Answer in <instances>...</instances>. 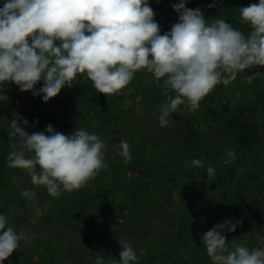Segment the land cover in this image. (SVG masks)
Masks as SVG:
<instances>
[{"label": "clouds", "instance_id": "9594fccd", "mask_svg": "<svg viewBox=\"0 0 264 264\" xmlns=\"http://www.w3.org/2000/svg\"><path fill=\"white\" fill-rule=\"evenodd\" d=\"M187 2L172 5L178 22L161 35L149 0H4L0 100L7 99L4 89L15 84L22 92L42 94L47 103L81 75L107 97L125 89L131 95L135 73L146 70L162 81L161 95L166 99L158 106V121L160 127H168L180 106L194 113L217 85L227 86L251 67H264V0L238 9L247 34L225 19L206 20L201 9L188 8ZM7 135L12 148L8 167L26 171L31 183L45 187L53 198L62 191L81 189L109 167L104 162L107 143L84 128L66 135L49 124L44 131L29 134L19 120L12 119ZM130 148L127 141L120 142L117 154L125 162L131 160ZM227 155L235 159L231 150ZM191 165L202 166L198 159ZM206 172L209 184L217 179L213 166ZM20 195L29 201L35 198L28 189ZM36 215H41L38 208ZM241 223L225 220L202 234L212 264H264V248L249 249L233 240L226 243L223 233L234 232ZM22 239L27 237L0 214V264L20 248ZM119 243V259L111 264H136V251L126 242ZM94 264H104V257L97 255Z\"/></svg>", "mask_w": 264, "mask_h": 264}, {"label": "trees", "instance_id": "16d2710c", "mask_svg": "<svg viewBox=\"0 0 264 264\" xmlns=\"http://www.w3.org/2000/svg\"><path fill=\"white\" fill-rule=\"evenodd\" d=\"M164 3V0H159V3L157 0H149L150 6L156 13L154 19L160 25L161 35L170 31L175 22L169 16L171 10L168 11ZM257 72L260 73L259 76L255 75ZM239 77L250 80V85L248 84L246 87L247 90L243 91L246 96L244 100L237 104H234L230 99L227 100L222 105V111L217 113L216 117H210L209 112L206 113V117H203L204 123L200 121L198 111L189 112L187 107L182 105L178 113L171 114L172 121L168 127L164 128L160 127L158 121V106L166 99L161 95L162 83H155L153 81L155 79L146 70L135 73L134 79L129 85L135 89L131 95L125 89L120 94L107 97L93 88L92 82L87 79L86 75H81L78 76L76 84L71 88L65 86L56 97L48 101L46 107L42 94L33 96L31 91L22 92L16 87L21 96L31 100V104L22 103L24 104L22 105L23 114L36 116L40 122L41 131H44L51 124L55 131L71 135L74 130L83 128L84 124L88 122L84 121L90 118L88 125L93 127L96 122L98 127L95 129L99 130L97 134L107 143L105 159L108 158L112 161L114 159L108 169L111 175L106 173L105 180H102L103 183L96 179L92 181L95 184L102 183V186L98 187V190L96 189L97 192L92 193V188L88 183L79 190L62 191L58 197L54 198L56 202L60 201L61 204L64 202L63 206L60 207L63 209V213L60 211L58 214V219L64 223L68 222L67 215L71 214L70 211L75 213L74 208H78L74 215H77L79 219L71 224L72 227H67L64 230L52 224L53 211L45 212V203L50 196L47 190L44 192L39 187L37 189L35 199L39 205L36 207L40 210L41 215L33 221L30 210L32 200L22 198L20 193L26 189L33 191L36 186L31 183L26 171H24L25 174L23 171L17 172V179H11L10 174L5 176L1 174V170L0 214L9 217L10 226L14 227L18 233L23 232V235L27 237V240L22 239L20 241V247L28 246L30 243L32 226L36 230L34 231L35 236L49 235L46 243L36 242V244L33 242L34 245H39V255L43 259L42 264H94L97 255L104 257L109 255L112 260L119 259V254L122 251L120 247L122 246L119 243L121 241L116 243V240L120 235L121 237L130 235L129 244L138 255L136 264H179V261L172 263L174 255L188 254V251L182 250L184 246L180 241L181 236L176 238L177 246L167 242L169 245L165 247L156 245L157 249H150L147 246L149 240L148 242L145 241V237L156 241L151 236L153 218L161 211L165 212L163 214H169L171 206H176L179 210H183L181 209L182 206L185 209L190 207L193 210L192 214L195 217L187 222L183 220L182 229H180L183 234L182 237L186 231L188 232V239H186L189 244L191 243L190 246L196 244L197 240H201L202 234L211 230L214 225L222 223L224 219L231 220L233 223L237 220L242 222L237 226V234L232 235L231 232L227 231L223 234L227 237L226 243L233 240L236 245H246L249 235H257L256 231L249 230L250 225L252 223L264 225V180L258 182L262 185L260 189H254L252 186L260 172L258 167L261 165L259 163L264 164V67H251L241 72ZM254 83L262 86L255 87ZM39 84L36 85L37 91L43 86V82L41 81ZM213 90L215 95V88ZM3 93L7 97L8 104L14 106L10 105V108L6 100H0V119L4 114L17 113L15 103L10 102L6 89ZM170 94L174 95L173 93ZM137 96L141 97L139 101L136 99ZM70 103L73 104V107H69ZM204 103L205 100L203 99L200 106ZM209 105L207 104L203 112L210 110ZM201 124L202 127H200ZM0 130L1 135L4 134V138L9 140L7 135L9 129L3 125L0 126ZM182 136H187L191 148L188 150L183 147L175 150L171 148L175 139ZM122 140L127 141L131 146L130 162H125L124 157L117 154ZM17 146H19L17 147L19 150V142H17ZM229 150L234 153L235 161L227 155ZM203 156H205L204 160L202 159ZM0 159L2 160V158ZM193 159L200 160L202 166H192L191 161ZM231 161L234 162V165L229 166V169L226 170L225 164ZM4 164L7 168V164ZM209 165L215 168L218 176L216 182L210 184L206 172ZM115 166L118 169H115ZM156 166L157 168L160 167V174H162V169L167 168L178 173L177 176H182L179 177L180 180L173 177L172 180H168L169 184L175 183L181 189V193L177 190L180 199L175 205L172 204L170 201L171 190H168L163 192L161 198L159 196L145 202L142 213L139 215V201L147 200V198L144 199L145 192L140 191L138 187L141 178L136 176L134 177L135 181L129 180L127 183H122L121 179L118 178L120 168L123 167L124 170L132 172L137 171L138 174L145 177L150 174L149 168ZM12 170L17 171V169ZM108 179V184L112 185V188L116 186L114 184L117 181L120 186L126 187L130 191L127 192V195H130L128 199L123 200L122 194L116 195L109 187L110 193L107 189L105 190L103 187ZM242 181L244 189H248L246 185L249 184L250 189L253 190L249 197L237 193ZM149 183L148 180L145 184L149 185ZM224 184L226 186L234 185L231 186L234 189H229L233 192V199L229 202L225 200V196L223 205L209 203L208 196L225 191ZM158 188L156 186V189ZM184 189L191 191V199L188 198ZM87 196L91 197L90 205L85 201ZM159 200H162V205L156 210ZM133 202L134 205H132ZM124 210L131 211L132 216L131 218L127 216L124 222H119V218L123 217ZM224 210L227 214L224 213L225 216L223 217L219 213ZM89 211L90 215H88ZM131 222L136 223L134 227L129 226ZM186 223H188V228H185ZM258 233L264 236V229ZM61 235L67 240H62L66 245L61 248L66 249L68 253L62 254L63 251L60 250L58 243L53 241V237L58 241L57 239ZM141 244H144L146 250L144 247H140ZM27 246L25 250L18 248L2 264H37L32 258L31 251L34 249ZM41 247H43L42 250ZM200 264L208 263L200 261Z\"/></svg>", "mask_w": 264, "mask_h": 264}, {"label": "rangeland", "instance_id": "374dc122", "mask_svg": "<svg viewBox=\"0 0 264 264\" xmlns=\"http://www.w3.org/2000/svg\"><path fill=\"white\" fill-rule=\"evenodd\" d=\"M167 3H169V2H167ZM167 3L166 2L164 3L165 7H167L168 11H170V10L173 11L174 9L171 8V6L169 7L168 6L169 4H167ZM199 9H201V11L204 13L205 19H207L209 17L211 19H219V18L225 17V15H226L225 12H224V11H226V9L223 10V8H221L218 11V13H216L215 9L214 8L213 9L208 8L207 4H205L204 7L202 5ZM208 10H210V11H208ZM169 16L172 18L171 12H169ZM174 17L176 19H174ZM174 17H173V20L175 21L174 23L178 22V19H179L178 15H175ZM153 81H155V83H162V81H156V80H153ZM241 85H245V86H241ZM247 86L248 85L245 84L244 79H241L239 77V75L237 76V78L233 82H231L227 86H225L223 83L217 85L215 87V90H216L215 95H214V90L211 91L204 98V100H205L204 105L202 104L203 106L201 105L199 107V109L197 110L199 112L198 115L200 117V121L202 123H204L205 120H203V117H206V113H208V112L210 114V117H213V118L216 117L217 113H220L222 111V105H224L227 102V100H229V99L231 101H233L234 104H237V103L241 102L242 100H244L246 98V96H245L243 91L247 90L246 89ZM16 97H17L18 102L16 103L15 108H16L17 113H20V115L22 116V114H23L22 105H24L22 103H25L26 105L29 104V103L31 104V100L29 98L25 99V97L21 96L19 93L16 94ZM206 101H208V102H206ZM207 104H210L208 106L210 110L209 111L205 110V112H203L204 108L207 106ZM44 106L45 107L48 106V102L45 103ZM28 107H31V105H28ZM69 107H73V104L70 103ZM20 119H22V118H20ZM89 119L90 118H88V120L84 121V122H87V121L88 122L84 124L83 128L86 131L90 132V133H92V132L97 133L99 131L97 128L95 129V127H98L97 123L95 122L93 127L89 126L88 125V123L90 121ZM5 121L9 122L8 117H6ZM22 121L23 120L20 121L21 122V127H23L25 129V131H27L29 134H32L33 132H40L41 131L40 130V122H39L38 119H34L32 121H29L27 123V125H24L22 123ZM202 126L203 125L201 124L200 127H202ZM7 143H9V140H7ZM17 147H19V146H17ZM182 147L184 149H186V150L191 148L190 147V140L187 138V136H182V137H180L178 139H175V142L172 143V147L171 148H174V150H175V149L182 148ZM222 151H224V149H222ZM1 153H2V155H5L6 157L9 154V152H6V150H5V152H3L2 146L0 148V156H2ZM202 159L204 160L205 156H203ZM216 159L219 160V158H217V157H216ZM235 159L233 161H235ZM113 161H114V159H113ZM113 161L108 159V158L105 159V157H104V162H106L109 165V167L113 163ZM233 161H231L230 163L225 164L226 165V168H225L226 170L229 169V166L234 165ZM259 162H261V161H259ZM0 163H1V160H0ZM116 163L118 165V161ZM259 164L261 165L260 167H258V168H260V172L256 176L257 179H255V181H254L255 184H252L254 189H260L262 185L260 183H258V182L264 180V164H261V163H259ZM159 165H161V164H159ZM1 166H2V164H0V167ZM109 167L107 168V170H101L100 174L95 179L99 180L101 182H102V180H105L104 176L110 173V172H108ZM115 169H118V168L116 167ZM120 169L121 170H120V173L118 175V178L121 179L122 183H127L129 180H134V177H136V176L138 178H141L139 180L138 187H139L140 191L145 192L144 199L147 198V200L146 201L145 200L144 201H139V203H138V208H140L139 215H141V213H142L143 204H145V202H147L149 199H154V198L156 199L159 196L161 198L163 196V192H166L168 190H171V200L170 201L172 202V204L175 205V203L178 202V200L180 199L178 197V195H177V190H178V192L181 191V189H179V186L176 185L175 183H172V184L168 183V180L169 181L172 180V177L175 178L176 180H178L179 177H182L181 175L177 176L178 173L173 172V170L164 168V169H162V174H160V167L159 168H157V166L156 167H150L149 168V171H150L149 176H145L144 177V176L138 174L137 171H134V172L127 171V170H124L123 167L120 168ZM0 170H2V169L0 168ZM10 170H11L10 168H6V173L10 174L11 171H12V170L11 171ZM17 171L18 172H22V171L24 172V170H21V169H17ZM6 173H4V174L6 175ZM109 175H111V174H109ZM107 178H108V176H107ZM113 179H115V178H113ZM94 180H92V181H94ZM148 180L150 181V183H149V185H146L145 183ZM179 180H180V178H179ZM92 181L89 182V184H90L89 186L93 189V190L91 189V192L94 193V191H96V189L98 187L102 186L103 182L99 183V184H97V183L95 184ZM108 181H109V179L107 180V182L105 183V185L103 187L105 190L107 189V191H109L111 189L113 193H116V195L120 196L122 194L123 200H125V198L128 199V196H130V195H127V192H130V191H128V189L126 187L120 186V183L117 181L114 184V186L115 185L116 186L114 188H112L111 187L112 185L108 184L109 183ZM213 182H216V180H214ZM219 182H221V180H219ZM219 182H217V183L219 184ZM154 183H156V184H154ZM246 183H248V182L246 181ZM155 185L158 186L160 189L159 188L156 189ZM232 185H227L226 186L224 184V186H225L224 190L225 191L220 192V193L218 192L219 194L217 193V194H212V195L208 196L207 199H208L209 203H212V204L219 203V205H223L225 196H226L225 200H228L230 202L233 199V197H234L233 196V192L229 191V189L231 188ZM248 185H246V188H248V189H244L243 181H242L240 183V186L238 187V190H237L238 195H246V196L249 197V195L252 194L253 190L250 189V185L249 186ZM38 187H39V189L41 188V189H43L44 192H46V188L45 187L36 186L35 190H33L35 192V196H36V192H37ZM219 187L221 188L220 185H219ZM231 189H234V188H231ZM110 191H109V193H110ZM184 192L187 193L188 198L190 197V199H191V191H189L188 189L187 190L184 189ZM90 195H91V193H90ZM103 197H105V196H103ZM46 198H48V196ZM118 199H120V198H118ZM85 201H86V203H88L90 205L91 202H92L91 201V197H89V196L85 197ZM63 204H64V202L61 204L60 201L56 202L55 199L52 196H49V199H47V202L45 203L46 207L44 208L46 213H50L51 211H53L54 214H53L52 217H54V218H52L53 219L52 220V224L55 227L60 228L61 230H64L67 227L69 228L73 222H75V221H77L79 219L77 217V215H74L77 212V210H78L77 207L74 208L75 213L70 211L71 214L67 215L68 216V219H67L68 222L67 223H64L62 220L58 219V214L60 213V211H61V213H63L62 212L63 209H60V207L63 206ZM129 204H127V205H129ZM36 205H39V203L34 198L30 202V206H31L30 210H31V215H32L33 221L37 217V215H36V209H37ZM132 205H134V202L132 203ZM161 205H162V200H159V204H157V208H155V209L158 210L161 207ZM72 208H71V210H72ZM181 209H183V210L177 209L176 206H171L169 208V214H163L165 212L161 211L160 214H157V216L153 218V221H152V235L151 236H153V238H155L156 241L155 240H150V238L148 239L147 237H145V241L146 242H148V240H149L147 246L150 247V249H154V248L157 249L156 245H158V244H159V247L160 246L161 247H165V246H167L169 244H174V246H177L176 245V238H179L181 236L180 237V241H181L182 246H184V248L182 250L188 251V254L182 255V256L174 255V257L172 259V263L179 261V264L180 263L181 264H200V261H202L204 263L212 264V261H210L211 259L208 258L209 256H208L207 252H205L206 248L204 247L203 243H202V245L199 244L201 242V240H199V241L197 240L196 244H193V245L190 246L191 243L189 244V241H187V239H188V237H187V233L188 232L187 231L185 232L184 236L182 237L183 234H182V232L180 230V229H182V223H180L178 221V219L180 220V218H181L182 220L184 219L187 222L188 218L190 217V215H192L193 210L190 207L188 209H185L184 206H182ZM212 210H214V208H212ZM130 212L131 211L124 210L123 217L119 218V222H124L126 220L127 216L131 218L132 213L130 214ZM173 212H175V213H173ZM224 213L227 214V212L224 210L223 212H220L219 215H222L224 217L225 216ZM90 214L91 213L89 211L88 215H90ZM170 217H172V219H170ZM87 218H89V217H87ZM223 221H225V219ZM134 224H136V223L131 222V223H129V226H133L134 227L135 226ZM207 227H208V225H207ZM250 227L251 228L249 230L250 231L252 230L254 232L256 231L257 235H249L248 242H247L246 246L249 247V249L256 248V247L264 248V238H263L264 236H261L258 233L259 231L264 229V225H261L260 223L259 224L252 223L250 225ZM102 228H103V226H102ZM185 228H188V224L185 225ZM103 229H105V227ZM189 229H191V228H189ZM245 229H248V228H245ZM34 231H36V230L33 229V227L31 226L32 238L30 240V243L28 244V246L27 245L21 246L20 249L21 250H25L26 246L28 248L31 246V248L34 249V250L31 251L33 261L37 262V264H42L43 263L42 262L43 259H41L42 257L39 255L40 254L39 245L38 246L34 245L33 242H35V243L36 242L37 243H42V242L46 243L47 242V237H49V235H46V236L42 235L41 237H38V236H35L36 234H35ZM236 232H237V228H236V230L234 232H231V234L232 235L237 234ZM193 234L195 235V233H193ZM129 237H130V235H124L122 237L120 235L119 238H117L116 243L121 241V242H126V243L129 244L130 243L129 242ZM65 238L66 237L61 235L57 239L58 241H56V238L54 239V237H53V241L55 243H58V246L61 248V247H64V245H66V243L63 242V241H67ZM200 238H201V236H200ZM140 247H144V249L146 248L144 246V244H141ZM194 247H195V250H194ZM120 248H122V247H120ZM40 249L42 250L43 247H41ZM60 250L63 251L62 254L68 253V252H66L67 251L66 249H62L61 248ZM204 255H206V256H204ZM111 260H112V258H110L109 255H108V257L105 256L104 257V264H111Z\"/></svg>", "mask_w": 264, "mask_h": 264}, {"label": "crops", "instance_id": "0c3cea01", "mask_svg": "<svg viewBox=\"0 0 264 264\" xmlns=\"http://www.w3.org/2000/svg\"><path fill=\"white\" fill-rule=\"evenodd\" d=\"M166 3L167 2H169V3H167V4H169L168 6L170 7L171 6V8H173L172 7V5L173 4H175V3H177L178 2V0H164ZM3 2H4V0H0V7H2L3 6ZM215 4V6L214 7H211V9H215V12L216 13H218V11L221 9V8H223V10L224 9H226V11H224L225 12V17H222V19H225L227 22H229V23H232V25L234 26V27H237V28H239L240 30H242L243 32H245V34H247V32L249 31V29H248V27L246 26V25H244L243 24V22L240 20V13H239V8H241V7H245V6H248L249 4H252V3H258V0H188V2L186 3V7H188V8H191V9H196V8H200L202 5H203V7L205 6V4H207L208 5V8H210L209 7V5L210 4ZM208 11H210V10H208ZM171 14H172V18L175 16V15H178L174 10L173 11H171ZM205 18V17H204ZM174 19H176L175 17H174ZM211 18L209 17V18H207L206 20H210ZM244 82H245V84L246 85H250V80L249 79H244ZM39 84V83H38ZM37 84V85H38ZM40 85V84H39ZM254 85H255V87L257 86V87H260V86H262L261 84H258V83H254ZM241 86H245V85H241ZM17 86L15 85V84H9L5 89H6V91H7V93H8V97L10 98V102L11 103H15V105H16V103L18 102V100H17V97H16V94L19 92V91H17V88H16ZM264 87V86H263ZM5 89H4V91H5ZM264 92V91H263ZM4 94V93H3ZM5 95V94H4ZM6 96V95H5ZM6 103H7V105H11V106H14L13 104H8V102H7V100H6ZM264 103V102H263ZM11 106H10V108H11ZM6 117H8V119H9V122H7V121H5L6 120ZM32 116H28V115H24V114H22V116L20 115V113H13V114H11V115H6V114H4L3 115V117L0 119V126H5L6 128H8L9 129V126H10V122H11V120L12 119H17V120H19V121H21V120H23V119H26L28 122L29 121H32V120H34V119H37V117L35 116H33L32 118H31ZM20 118H22V119H20ZM4 141H6L7 142V140L4 138V134L3 135H1V130H0V148H1V146H2V148H3V152H5V150H6V152H11L12 150V148H10L11 147V145H10V143H6V142H4ZM8 147V148H7ZM1 155H2V153H1ZM5 155H2V156H0V158H2V160H1V163L0 164H2V166L0 167L1 169H2V171H1V174H3V175H5L4 173H6V168L4 167V163H6L7 165V168H9L8 167V160H7V157L5 156ZM4 167V168H3ZM11 170H12V168H10ZM10 170V171H11ZM17 172L18 171H11V173H10V175H9V177L11 178V179H17V177H18V175H17ZM24 174H25V172H23ZM6 175H8V173H6ZM5 175V176H6ZM195 216L192 214V215H190V217L188 218V221L190 220V219H193ZM171 219H172V217H171ZM184 220V219H183ZM183 220L180 218V220L178 219V221L180 222V223H182L183 222ZM184 221H186V220H184ZM186 224H188V223H186ZM199 244H201L202 245V242H200ZM206 251V250H205Z\"/></svg>", "mask_w": 264, "mask_h": 264}]
</instances>
